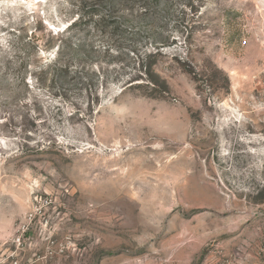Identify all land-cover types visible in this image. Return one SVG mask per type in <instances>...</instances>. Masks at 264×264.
Segmentation results:
<instances>
[{
  "label": "rangeland",
  "instance_id": "obj_1",
  "mask_svg": "<svg viewBox=\"0 0 264 264\" xmlns=\"http://www.w3.org/2000/svg\"><path fill=\"white\" fill-rule=\"evenodd\" d=\"M114 1L0 0V258L27 224L23 261L261 264L264 0ZM48 31L89 84L24 53Z\"/></svg>",
  "mask_w": 264,
  "mask_h": 264
},
{
  "label": "trees",
  "instance_id": "obj_2",
  "mask_svg": "<svg viewBox=\"0 0 264 264\" xmlns=\"http://www.w3.org/2000/svg\"><path fill=\"white\" fill-rule=\"evenodd\" d=\"M124 0L114 1V3L118 4L123 2ZM113 3V1H111ZM93 14H99L98 10H95ZM28 40L23 44L24 53L26 50L33 51L36 50H46V51H55L54 59L51 61L45 62L46 69L49 71L54 72L53 76L62 79L65 82H68V78L70 79H79L80 84H89V78L85 75L86 70L84 69L85 65H78L76 69H73V63L75 62V58L72 54V51L76 52L78 55L81 46L73 42L72 38L69 36L68 32H53L48 31V33L38 34L36 32H32V34L28 35ZM159 51L156 52V54ZM79 57H82L79 55ZM18 58L23 59L21 64L25 63L26 57H22L18 55ZM78 60L82 61V58ZM10 63V61H9ZM84 66V67H83ZM46 71L45 69L41 72ZM139 73L141 76L146 75L148 80L152 82L155 81L156 74L154 73L152 67H147L145 71L142 70ZM74 74V75H72ZM73 76V77H72ZM132 86V85H131Z\"/></svg>",
  "mask_w": 264,
  "mask_h": 264
},
{
  "label": "built area",
  "instance_id": "obj_3",
  "mask_svg": "<svg viewBox=\"0 0 264 264\" xmlns=\"http://www.w3.org/2000/svg\"><path fill=\"white\" fill-rule=\"evenodd\" d=\"M29 226L27 224H22L18 227L17 232L12 238V245L17 249L16 253H11L0 258V264H49L56 256L62 255L67 249L65 243L57 244L55 240L50 237L46 240V244L43 249L34 253L33 258L28 261H23V253L27 248H31L32 243L28 237ZM8 262V263H7Z\"/></svg>",
  "mask_w": 264,
  "mask_h": 264
},
{
  "label": "crops",
  "instance_id": "obj_4",
  "mask_svg": "<svg viewBox=\"0 0 264 264\" xmlns=\"http://www.w3.org/2000/svg\"><path fill=\"white\" fill-rule=\"evenodd\" d=\"M261 264H264V258L261 260V261H259Z\"/></svg>",
  "mask_w": 264,
  "mask_h": 264
}]
</instances>
